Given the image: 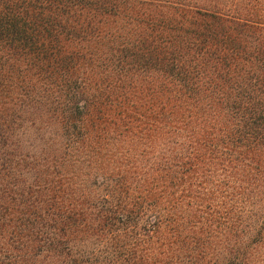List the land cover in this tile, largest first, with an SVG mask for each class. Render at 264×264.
<instances>
[{
	"label": "trees",
	"instance_id": "1",
	"mask_svg": "<svg viewBox=\"0 0 264 264\" xmlns=\"http://www.w3.org/2000/svg\"><path fill=\"white\" fill-rule=\"evenodd\" d=\"M125 3L0 0L4 148L24 110L60 137L0 157V264H264V14Z\"/></svg>",
	"mask_w": 264,
	"mask_h": 264
},
{
	"label": "rangeland",
	"instance_id": "2",
	"mask_svg": "<svg viewBox=\"0 0 264 264\" xmlns=\"http://www.w3.org/2000/svg\"><path fill=\"white\" fill-rule=\"evenodd\" d=\"M142 8L145 13L137 14L133 11L140 5H133L131 3H125L122 5V11L119 13L117 19L113 18V23H120L125 25L126 28L130 27L132 22L145 21L147 20V13H153L156 23H160L156 17L168 16L171 20L177 21L181 19L180 17L189 18L188 12H191L194 9L203 10H220V11H229L234 15L243 16L246 13L253 17H260L261 13L264 14V0H141ZM133 8V9H131ZM111 22V24H113ZM27 109V108H26ZM13 129L14 141L17 143L14 150H10L12 153H7L4 148V142L8 141L6 135H2L0 129V157H2L1 162L6 165L11 163V159L15 158L14 153H24L27 154V157H24L20 160V167L23 169L26 168V171L34 174L36 167H43L39 164L46 157L49 147L59 146L60 137L57 135V129L54 125H47L46 122L38 120L36 114L33 110H24L20 111L19 117L15 118L13 122H9ZM54 140V143H50L49 139ZM58 138V139H57ZM57 139V140H56ZM30 157V158H29ZM6 170L0 168V177L4 181H12L13 179H18L19 177L15 176L14 178L8 177L6 175ZM29 175V174H28ZM98 178L94 175L88 176L85 185L87 187H92L96 191H101V184L96 181ZM10 190L9 186L5 187ZM83 217V216H82ZM81 217V218H82ZM80 219V218H79ZM93 230L89 229L86 232H75V243L79 245V242L90 245V241L94 240L92 234ZM81 239V240H79Z\"/></svg>",
	"mask_w": 264,
	"mask_h": 264
}]
</instances>
